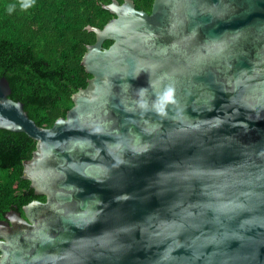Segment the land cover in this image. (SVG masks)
Returning a JSON list of instances; mask_svg holds the SVG:
<instances>
[{
  "label": "water",
  "instance_id": "obj_1",
  "mask_svg": "<svg viewBox=\"0 0 264 264\" xmlns=\"http://www.w3.org/2000/svg\"><path fill=\"white\" fill-rule=\"evenodd\" d=\"M104 9L52 128L0 78V130L37 142L23 178L46 198L0 221V264H264V0Z\"/></svg>",
  "mask_w": 264,
  "mask_h": 264
},
{
  "label": "trees",
  "instance_id": "obj_2",
  "mask_svg": "<svg viewBox=\"0 0 264 264\" xmlns=\"http://www.w3.org/2000/svg\"><path fill=\"white\" fill-rule=\"evenodd\" d=\"M113 1L34 0L24 9L22 0H0V78L9 81L10 98L23 103L40 127L52 128L66 117L74 96L88 86L92 75L82 60L96 34L87 28L102 29L114 18L104 9ZM133 1L138 10L151 13L154 0ZM111 44L106 41L104 47ZM36 148L26 134L0 130V220L10 210L23 214L33 200H46L23 178L24 162Z\"/></svg>",
  "mask_w": 264,
  "mask_h": 264
},
{
  "label": "clouds",
  "instance_id": "obj_3",
  "mask_svg": "<svg viewBox=\"0 0 264 264\" xmlns=\"http://www.w3.org/2000/svg\"><path fill=\"white\" fill-rule=\"evenodd\" d=\"M33 3H34V0H22V2H21V6H22L24 9H27V8L31 7ZM12 10H13V7L10 6V7L8 8V11L11 12Z\"/></svg>",
  "mask_w": 264,
  "mask_h": 264
},
{
  "label": "flooded vegetation",
  "instance_id": "obj_4",
  "mask_svg": "<svg viewBox=\"0 0 264 264\" xmlns=\"http://www.w3.org/2000/svg\"><path fill=\"white\" fill-rule=\"evenodd\" d=\"M45 201H46V200H45ZM45 201H43V202H45ZM22 215L24 216V214H22ZM4 219H5V217H4L3 219H1V220H4ZM1 220H0V221H1Z\"/></svg>",
  "mask_w": 264,
  "mask_h": 264
}]
</instances>
